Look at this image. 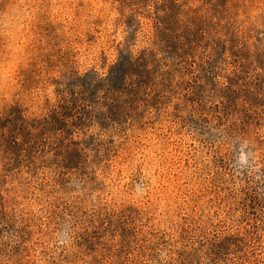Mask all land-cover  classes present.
<instances>
[{"label":"rangeland","instance_id":"rangeland-1","mask_svg":"<svg viewBox=\"0 0 264 264\" xmlns=\"http://www.w3.org/2000/svg\"><path fill=\"white\" fill-rule=\"evenodd\" d=\"M0 264H264V0H0Z\"/></svg>","mask_w":264,"mask_h":264}]
</instances>
